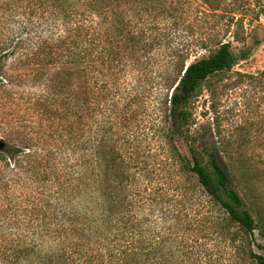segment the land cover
<instances>
[{
  "label": "trees",
  "instance_id": "16d2710c",
  "mask_svg": "<svg viewBox=\"0 0 264 264\" xmlns=\"http://www.w3.org/2000/svg\"><path fill=\"white\" fill-rule=\"evenodd\" d=\"M168 5L0 0V75L10 57L43 66L33 79L61 109L40 147L1 142L0 155L39 181V203L27 234L0 235V264H264L253 162L224 159L219 130L198 140L188 109L203 81L249 51L203 43L209 53L189 60L193 48L151 32L152 8L167 17ZM236 73L264 82V69Z\"/></svg>",
  "mask_w": 264,
  "mask_h": 264
},
{
  "label": "rangeland",
  "instance_id": "374dc122",
  "mask_svg": "<svg viewBox=\"0 0 264 264\" xmlns=\"http://www.w3.org/2000/svg\"><path fill=\"white\" fill-rule=\"evenodd\" d=\"M168 4L167 17L152 8L156 16L151 20V32H166L173 44L193 48L189 60L209 53L199 48L203 43L214 47L219 42H229L236 56L242 50L249 51L248 57L230 70L202 82L188 102L192 114L190 131L198 140L212 142L216 139L215 129L219 130L218 149L224 159L226 154L242 153L252 160L259 182H250L259 210L264 212V166L257 161L264 157V82L236 73L264 69V0H168ZM151 16L154 15L148 18ZM5 70L12 78L9 81L5 71L0 75V143L36 149L60 122V106L44 102L40 81L33 79L44 70L43 66L18 64L10 57ZM146 91L147 98L153 101L154 89ZM179 146L188 154L182 141ZM13 161L5 152L0 155V235L27 234L29 210L39 203V181L26 179L28 172L13 167ZM236 187L242 194L241 187ZM249 208L256 216L257 211L250 205ZM255 234L256 240L262 242L257 230Z\"/></svg>",
  "mask_w": 264,
  "mask_h": 264
},
{
  "label": "water",
  "instance_id": "95a60500",
  "mask_svg": "<svg viewBox=\"0 0 264 264\" xmlns=\"http://www.w3.org/2000/svg\"><path fill=\"white\" fill-rule=\"evenodd\" d=\"M0 148H1V143H0Z\"/></svg>",
  "mask_w": 264,
  "mask_h": 264
}]
</instances>
